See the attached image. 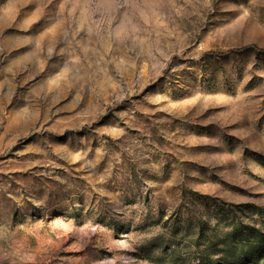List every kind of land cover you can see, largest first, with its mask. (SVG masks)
I'll return each mask as SVG.
<instances>
[{"label":"rangeland","instance_id":"rangeland-1","mask_svg":"<svg viewBox=\"0 0 264 264\" xmlns=\"http://www.w3.org/2000/svg\"><path fill=\"white\" fill-rule=\"evenodd\" d=\"M248 46L264 0H0V264H247L264 244Z\"/></svg>","mask_w":264,"mask_h":264},{"label":"trees","instance_id":"trees-1","mask_svg":"<svg viewBox=\"0 0 264 264\" xmlns=\"http://www.w3.org/2000/svg\"><path fill=\"white\" fill-rule=\"evenodd\" d=\"M249 51L264 53V49H259L257 46H248L246 48L233 52L241 53V52H249ZM247 259H248L247 264H259L260 261L264 259V244H261V246L256 247L255 252H253Z\"/></svg>","mask_w":264,"mask_h":264}]
</instances>
